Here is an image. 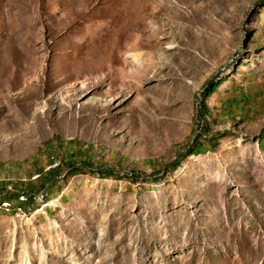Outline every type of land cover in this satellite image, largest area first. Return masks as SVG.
Wrapping results in <instances>:
<instances>
[{"label": "rangeland", "instance_id": "rangeland-1", "mask_svg": "<svg viewBox=\"0 0 264 264\" xmlns=\"http://www.w3.org/2000/svg\"><path fill=\"white\" fill-rule=\"evenodd\" d=\"M0 264H264V0H0Z\"/></svg>", "mask_w": 264, "mask_h": 264}, {"label": "trees", "instance_id": "trees-1", "mask_svg": "<svg viewBox=\"0 0 264 264\" xmlns=\"http://www.w3.org/2000/svg\"><path fill=\"white\" fill-rule=\"evenodd\" d=\"M217 87H218V83L209 82L208 85L205 87V90H204L206 97L210 96L213 92H215ZM202 107H203L204 112H208V108H207L206 104H204V101H203ZM210 145H211V147H214L216 145V141L211 142Z\"/></svg>", "mask_w": 264, "mask_h": 264}, {"label": "bare ground", "instance_id": "bare-ground-1", "mask_svg": "<svg viewBox=\"0 0 264 264\" xmlns=\"http://www.w3.org/2000/svg\"><path fill=\"white\" fill-rule=\"evenodd\" d=\"M24 196V195H23ZM3 205L4 206H8L9 205V203L8 202H6V203H3Z\"/></svg>", "mask_w": 264, "mask_h": 264}]
</instances>
